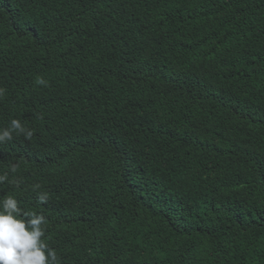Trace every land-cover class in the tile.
I'll use <instances>...</instances> for the list:
<instances>
[{
    "label": "trees",
    "instance_id": "1",
    "mask_svg": "<svg viewBox=\"0 0 264 264\" xmlns=\"http://www.w3.org/2000/svg\"><path fill=\"white\" fill-rule=\"evenodd\" d=\"M0 88L60 264H264V0H0Z\"/></svg>",
    "mask_w": 264,
    "mask_h": 264
},
{
    "label": "clouds",
    "instance_id": "2",
    "mask_svg": "<svg viewBox=\"0 0 264 264\" xmlns=\"http://www.w3.org/2000/svg\"><path fill=\"white\" fill-rule=\"evenodd\" d=\"M36 83L47 85V81L38 77ZM6 89L0 88V98ZM14 134L23 135L25 139L33 136V131L26 128L19 119H11L6 127L0 128V144L11 141ZM15 173L17 166H10ZM5 182L20 187V181L9 180V173H0V184ZM40 188L33 186V191ZM49 193L37 192V201L44 205L48 202ZM48 220L43 214L25 211L17 197L8 194L0 198V264H60L57 251L49 246L46 240Z\"/></svg>",
    "mask_w": 264,
    "mask_h": 264
}]
</instances>
